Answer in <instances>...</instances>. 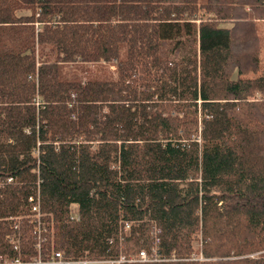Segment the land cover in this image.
Here are the masks:
<instances>
[{
    "label": "trees",
    "instance_id": "1",
    "mask_svg": "<svg viewBox=\"0 0 264 264\" xmlns=\"http://www.w3.org/2000/svg\"><path fill=\"white\" fill-rule=\"evenodd\" d=\"M241 21L264 0H0V258L264 264V66L226 75Z\"/></svg>",
    "mask_w": 264,
    "mask_h": 264
},
{
    "label": "rangeland",
    "instance_id": "2",
    "mask_svg": "<svg viewBox=\"0 0 264 264\" xmlns=\"http://www.w3.org/2000/svg\"><path fill=\"white\" fill-rule=\"evenodd\" d=\"M208 18L203 12L198 17L203 20ZM223 26L233 28V24ZM230 44L231 57L226 75L233 80L238 78L239 72L245 76L257 75L259 68L264 66V22L241 21L232 32ZM75 209L73 206L72 210L76 212ZM199 245L196 243L195 247L199 248Z\"/></svg>",
    "mask_w": 264,
    "mask_h": 264
},
{
    "label": "built area",
    "instance_id": "3",
    "mask_svg": "<svg viewBox=\"0 0 264 264\" xmlns=\"http://www.w3.org/2000/svg\"><path fill=\"white\" fill-rule=\"evenodd\" d=\"M74 209L72 210V214L78 212V206L73 205ZM72 206V208H73ZM34 211H38L37 208H34ZM130 226H126V230H129ZM40 245H38L39 247ZM152 259L147 255L146 252H141L136 257H126L122 255L118 259L112 260H91V259H73L67 257L63 252L53 253L51 256L43 257L40 256L38 258L32 259L30 261H24L21 257H12V258H0V264H134V263H149ZM156 261V259H155Z\"/></svg>",
    "mask_w": 264,
    "mask_h": 264
}]
</instances>
